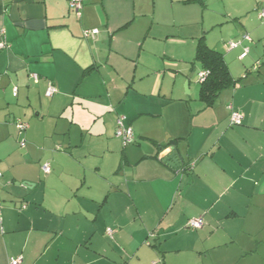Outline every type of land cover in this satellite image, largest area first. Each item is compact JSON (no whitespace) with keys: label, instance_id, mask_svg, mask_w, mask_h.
Listing matches in <instances>:
<instances>
[{"label":"crops","instance_id":"1","mask_svg":"<svg viewBox=\"0 0 264 264\" xmlns=\"http://www.w3.org/2000/svg\"><path fill=\"white\" fill-rule=\"evenodd\" d=\"M70 1L0 0V264H264V68L245 62L261 25L215 45L242 81L207 107L196 35H165L189 0Z\"/></svg>","mask_w":264,"mask_h":264},{"label":"rangeland","instance_id":"2","mask_svg":"<svg viewBox=\"0 0 264 264\" xmlns=\"http://www.w3.org/2000/svg\"><path fill=\"white\" fill-rule=\"evenodd\" d=\"M262 1L264 0H189V5L175 7L174 11L175 13L182 12L181 22L184 26L179 28L178 25H175L173 32L167 31L165 35L171 33L175 37H188L186 38L188 41H191L192 36L187 35H196L197 40L205 35L209 45L213 48L216 47L215 45H219L221 48L224 43L228 44L234 38L235 25L241 26V23H244V19H247L248 16L256 24L261 25L263 35L264 22L257 19V6ZM168 13L166 11L163 14L164 19L169 17ZM256 41V52L252 53L245 61L252 65L249 67L250 69L256 65L258 58H264V40L257 39ZM251 44L250 42L249 46L252 48ZM260 67L264 68V65ZM197 81L199 82V80ZM184 86L186 87V84Z\"/></svg>","mask_w":264,"mask_h":264},{"label":"built area","instance_id":"3","mask_svg":"<svg viewBox=\"0 0 264 264\" xmlns=\"http://www.w3.org/2000/svg\"><path fill=\"white\" fill-rule=\"evenodd\" d=\"M70 5L71 8L75 9L78 13L80 12V9L82 8V0H71L70 1ZM259 19L261 21L264 22V7L259 11ZM99 33V29L98 28H94V29H85L83 31V35L86 38H93L95 39L96 36ZM245 40L247 41H251V37L249 35L245 36ZM240 44V42H230V48H236L238 47V45ZM10 48V44L7 41V36H6V30L5 28L0 25V50H6ZM264 48V46H263ZM249 54V48H245L244 51L241 54V58H245L247 55ZM208 76V71L207 70H202L198 73V80L199 82H203L206 77ZM30 78L32 80H34L35 82H37L39 80V75L37 73H31L30 74ZM57 92V88L56 85L53 82H50L48 84V88L46 91V95L47 96H53L55 93ZM13 94L14 96L18 95V87L14 86L13 88ZM242 123V114L238 111H232L231 113V124L232 125H236V124H241ZM15 126L17 129V133L19 136H21V139L19 141L20 146L22 148L26 147L27 145V140L25 138V133L26 130L28 128V122L18 118L15 121ZM116 136L121 138L123 144L129 145L132 144L135 141L134 138V131L133 128L129 125H127L125 123V116H119L117 119V128H116ZM192 166V165H191ZM190 168V166H188ZM42 169L45 173L50 172V163L46 162L42 165ZM2 174L0 173V178H1ZM188 227L193 228V229H197V228H201L204 225V220L203 218H190L187 222ZM109 233L111 234V230H109ZM154 235V234H152ZM22 262V258H16L14 260L11 261L10 264H21Z\"/></svg>","mask_w":264,"mask_h":264},{"label":"trees","instance_id":"4","mask_svg":"<svg viewBox=\"0 0 264 264\" xmlns=\"http://www.w3.org/2000/svg\"><path fill=\"white\" fill-rule=\"evenodd\" d=\"M196 61L201 63L204 70L208 71V76L201 82L200 88V99L206 103L207 107L214 105L223 90L237 87L242 81V79H235L232 76L223 53L209 47L204 37L198 40ZM260 63L264 65V58L262 62L258 60L255 68H257ZM188 166V164L185 166V170L188 169Z\"/></svg>","mask_w":264,"mask_h":264},{"label":"water","instance_id":"5","mask_svg":"<svg viewBox=\"0 0 264 264\" xmlns=\"http://www.w3.org/2000/svg\"><path fill=\"white\" fill-rule=\"evenodd\" d=\"M166 160L168 161V163L174 167V168H179L181 166V163L179 161V158L176 155V152L173 151L167 158Z\"/></svg>","mask_w":264,"mask_h":264}]
</instances>
